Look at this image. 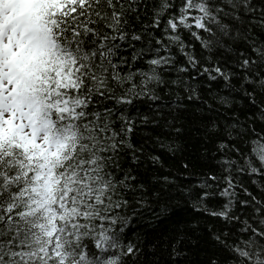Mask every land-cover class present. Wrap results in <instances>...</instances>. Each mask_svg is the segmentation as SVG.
<instances>
[{
    "label": "snow or ice",
    "instance_id": "6c2138e0",
    "mask_svg": "<svg viewBox=\"0 0 264 264\" xmlns=\"http://www.w3.org/2000/svg\"><path fill=\"white\" fill-rule=\"evenodd\" d=\"M0 264H264V0H0Z\"/></svg>",
    "mask_w": 264,
    "mask_h": 264
}]
</instances>
